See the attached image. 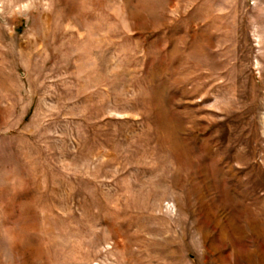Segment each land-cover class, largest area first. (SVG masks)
Masks as SVG:
<instances>
[{
  "label": "rangeland",
  "instance_id": "rangeland-1",
  "mask_svg": "<svg viewBox=\"0 0 264 264\" xmlns=\"http://www.w3.org/2000/svg\"><path fill=\"white\" fill-rule=\"evenodd\" d=\"M0 264H264V0H0Z\"/></svg>",
  "mask_w": 264,
  "mask_h": 264
}]
</instances>
